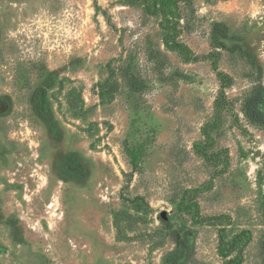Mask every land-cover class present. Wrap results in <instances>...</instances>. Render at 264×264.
Here are the masks:
<instances>
[{
	"label": "rangeland",
	"instance_id": "obj_1",
	"mask_svg": "<svg viewBox=\"0 0 264 264\" xmlns=\"http://www.w3.org/2000/svg\"><path fill=\"white\" fill-rule=\"evenodd\" d=\"M150 1L0 0V264H264V0Z\"/></svg>",
	"mask_w": 264,
	"mask_h": 264
},
{
	"label": "trees",
	"instance_id": "obj_2",
	"mask_svg": "<svg viewBox=\"0 0 264 264\" xmlns=\"http://www.w3.org/2000/svg\"><path fill=\"white\" fill-rule=\"evenodd\" d=\"M172 1H176V0H151L150 3L154 6L155 9L160 8L161 10H165L166 8H169ZM169 47L176 48L181 52L187 54L188 56H190L189 54H191V50L187 47V45H185L180 41H173V43L169 45ZM178 242L181 244L182 240L178 239ZM183 249L185 250L184 254L188 253V250L185 247V245L183 246Z\"/></svg>",
	"mask_w": 264,
	"mask_h": 264
},
{
	"label": "water",
	"instance_id": "obj_3",
	"mask_svg": "<svg viewBox=\"0 0 264 264\" xmlns=\"http://www.w3.org/2000/svg\"><path fill=\"white\" fill-rule=\"evenodd\" d=\"M161 217H162L163 219L167 220V219H168V214H167V212H166V211H163V212L161 213Z\"/></svg>",
	"mask_w": 264,
	"mask_h": 264
},
{
	"label": "bare ground",
	"instance_id": "obj_4",
	"mask_svg": "<svg viewBox=\"0 0 264 264\" xmlns=\"http://www.w3.org/2000/svg\"><path fill=\"white\" fill-rule=\"evenodd\" d=\"M57 197H58V196H57ZM53 201H55L56 203L58 202V201H57V198H54V200H53ZM53 203H54V202H53ZM53 203H52V204H53ZM56 203H55V204H56Z\"/></svg>",
	"mask_w": 264,
	"mask_h": 264
},
{
	"label": "built area",
	"instance_id": "obj_5",
	"mask_svg": "<svg viewBox=\"0 0 264 264\" xmlns=\"http://www.w3.org/2000/svg\"><path fill=\"white\" fill-rule=\"evenodd\" d=\"M52 206V205H51Z\"/></svg>",
	"mask_w": 264,
	"mask_h": 264
}]
</instances>
